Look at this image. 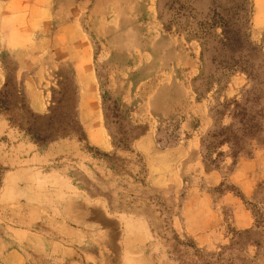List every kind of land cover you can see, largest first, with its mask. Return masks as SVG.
I'll return each instance as SVG.
<instances>
[{"label":"rangeland","instance_id":"374dc122","mask_svg":"<svg viewBox=\"0 0 264 264\" xmlns=\"http://www.w3.org/2000/svg\"><path fill=\"white\" fill-rule=\"evenodd\" d=\"M212 19L240 20L254 52L194 38ZM1 81L0 264H264V177L241 189L264 147V0H0ZM8 118L66 131L39 145ZM13 145L73 188L38 197L26 176L3 196Z\"/></svg>","mask_w":264,"mask_h":264},{"label":"crops","instance_id":"0c3cea01","mask_svg":"<svg viewBox=\"0 0 264 264\" xmlns=\"http://www.w3.org/2000/svg\"><path fill=\"white\" fill-rule=\"evenodd\" d=\"M30 77H26V83H28ZM2 81L0 82V86ZM7 129H11L8 124H5L2 120H0V137L4 135ZM13 136L16 138V134ZM9 148V147H8ZM30 150L31 153H22L21 150ZM5 148L0 146V156L4 153ZM10 152L7 156V164L12 166V171L6 175V187L2 190L3 196H14L16 192V187L20 181L25 179L26 176L32 177L33 183L36 186V194L39 197V194L42 192L44 194V190L46 186V180H50V185L52 187H60L67 186L70 188L72 184L67 180L65 176H45L44 172L46 170V166L49 165L50 158L46 157V155L42 153H37L38 149L36 146L31 145H13L12 149H9ZM10 156V157H9ZM247 164L254 166L255 169L260 168L259 173L250 174L247 176L246 182L242 184V191L245 195L250 196L253 194L254 185L258 180H261L262 175L264 173V147L260 150L254 159H251ZM16 168V169H15ZM256 171V170H255ZM48 188V187H47ZM73 188V187H72ZM42 198H45L42 195ZM23 203V202H22ZM27 203L22 204V209L25 206V212L27 213L24 218L21 220L22 228L29 229L28 227H32L34 224H38L46 217V212L48 211L45 207V203L43 201H37L36 205H32V208L28 211ZM24 205V206H23ZM80 230V229H79ZM78 231V230H77ZM25 233H29L28 231H23ZM71 234H76V228L71 227ZM43 237V236H42ZM51 238V237H50ZM56 238V237H53ZM43 239H45L43 237ZM64 240L53 239L48 241V244H53L55 247H59ZM4 264H26L24 254L17 248H10L8 252L4 255Z\"/></svg>","mask_w":264,"mask_h":264},{"label":"trees","instance_id":"16d2710c","mask_svg":"<svg viewBox=\"0 0 264 264\" xmlns=\"http://www.w3.org/2000/svg\"><path fill=\"white\" fill-rule=\"evenodd\" d=\"M211 22V24H201L197 30L198 33L196 36H194V38L198 37L204 39L205 37L209 36L212 29L221 28L222 33L219 39V44L223 48L230 50L232 53H240L241 55L245 52H254L255 49L253 50V48L248 44L246 35L244 34L243 28L241 26L242 22L240 20L212 19ZM242 69L244 72L249 71L248 68L242 67ZM8 98L9 94L7 92H4L0 95V114L7 115L10 104ZM28 113L34 119H36V121H38V119L32 113H30V111H28ZM107 118H109L108 115ZM8 120L12 126H15L20 131L29 135L31 140L39 145L55 141L60 133L66 131L61 123H59L60 125H57L53 121H50L47 126L43 125L39 128L31 127L25 129L23 124H15L12 118H8Z\"/></svg>","mask_w":264,"mask_h":264}]
</instances>
